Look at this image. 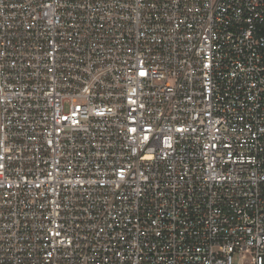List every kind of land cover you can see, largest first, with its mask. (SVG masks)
Here are the masks:
<instances>
[{
    "label": "built area",
    "instance_id": "obj_1",
    "mask_svg": "<svg viewBox=\"0 0 264 264\" xmlns=\"http://www.w3.org/2000/svg\"><path fill=\"white\" fill-rule=\"evenodd\" d=\"M0 264H264V0H0Z\"/></svg>",
    "mask_w": 264,
    "mask_h": 264
}]
</instances>
